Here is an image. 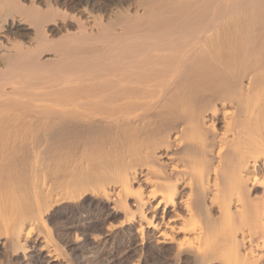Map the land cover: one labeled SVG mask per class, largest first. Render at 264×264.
<instances>
[{"label": "bare ground", "instance_id": "bare-ground-1", "mask_svg": "<svg viewBox=\"0 0 264 264\" xmlns=\"http://www.w3.org/2000/svg\"><path fill=\"white\" fill-rule=\"evenodd\" d=\"M0 264H264V0H0Z\"/></svg>", "mask_w": 264, "mask_h": 264}]
</instances>
